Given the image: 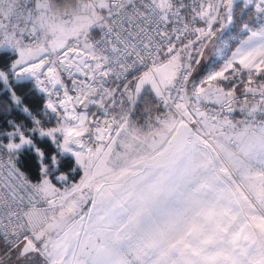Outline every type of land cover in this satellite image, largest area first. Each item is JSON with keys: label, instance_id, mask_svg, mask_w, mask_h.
Here are the masks:
<instances>
[{"label": "snow or ice", "instance_id": "6c2138e0", "mask_svg": "<svg viewBox=\"0 0 264 264\" xmlns=\"http://www.w3.org/2000/svg\"><path fill=\"white\" fill-rule=\"evenodd\" d=\"M0 264H264V0H0Z\"/></svg>", "mask_w": 264, "mask_h": 264}, {"label": "rangeland", "instance_id": "374dc122", "mask_svg": "<svg viewBox=\"0 0 264 264\" xmlns=\"http://www.w3.org/2000/svg\"><path fill=\"white\" fill-rule=\"evenodd\" d=\"M56 2L58 4H63L66 2V0H56ZM68 2H71V0H68ZM217 36H220V34L218 33ZM222 39L227 40V34H224ZM220 46V40L217 39L216 37H213V40L211 42H208V46L206 49H204L203 51V55L202 56H196V59H199L201 61V63L198 66H194L197 68V71L195 72V76L194 79L198 82L199 79H201L204 75H206V71L208 70L209 66L211 65H215L217 68L220 65V61L218 60L217 57V52L216 49L217 47ZM229 47L232 51L235 50V41H229ZM228 55H231V51L228 52ZM62 79L65 81L66 86L68 88L71 87V81L70 79L67 77V75H63ZM32 83L33 87H34V82L33 81H29ZM53 91H56V89H53ZM44 96V100L46 102L47 100V96L46 94H42ZM69 95H75V93L73 92H69ZM63 96V90H60V97L62 98ZM52 99H57L55 96L52 97ZM154 100H155V96L154 94L151 92L150 86H145V89L142 91L141 96L137 98V103L133 106L134 107V111L132 114V118L136 121H138V123L143 124L144 123V118H143V110L145 108L146 105H151V106H155L154 105ZM44 102V103H45ZM209 107H213L212 105H209ZM60 111L62 112L63 110L60 109ZM76 111L78 113H85L88 116L91 113V108L90 105L88 106L87 109H85L83 106H78ZM109 111H113L112 109H110ZM142 115V116H141ZM238 116V114H237ZM45 124H48V127H45V129L47 130L48 128H52V127H57L58 126V119L54 114L49 113V115L46 117L45 119ZM146 130V129H145ZM11 131V130H10ZM38 135V133H37ZM57 136L59 137V134H57ZM85 140L88 139V135L85 134L84 137ZM62 140V137H61ZM5 142H7L5 140ZM18 142V141H17ZM75 147V146H73ZM83 175L82 171L79 173V177L76 181H68V186H71L72 183H78L80 176ZM53 183H56V178L55 176L51 177ZM56 186L59 187L61 189V191H63L64 186L60 185L58 183H56ZM91 207V203H85L83 205V207L81 208V212H87L88 209Z\"/></svg>", "mask_w": 264, "mask_h": 264}, {"label": "trees", "instance_id": "16d2710c", "mask_svg": "<svg viewBox=\"0 0 264 264\" xmlns=\"http://www.w3.org/2000/svg\"><path fill=\"white\" fill-rule=\"evenodd\" d=\"M18 88L22 92L28 93L27 96L25 97V103L26 104L32 105L34 108H42L43 107L44 102H45L44 96L42 94H39V93L35 92V91H31V90L34 89V87H33L31 82L26 81L22 85H18ZM36 114L38 115V117H40V113H36ZM9 118H14L18 122L22 121V120H25V117L21 113L16 111L15 109H13V111H12V113H11ZM40 118L43 120V123H44L45 127H48L49 125L45 124L46 117H40ZM25 122H27V121L25 120ZM8 130L10 131L12 129H8ZM31 135H32V138L34 139V141L37 142L47 152H50V153L56 152L55 145H53L51 143L49 138L41 139L39 137V135H37V133H33ZM29 159H30V157L26 155L25 156V160L27 161ZM27 170L29 171V173L31 175V178L33 180H36L37 174H36V172L34 170V167H28ZM65 170L66 169L62 168L61 172L65 171ZM78 177H79V174L75 175L72 179H70V181H76L78 179Z\"/></svg>", "mask_w": 264, "mask_h": 264}, {"label": "built area", "instance_id": "2783aa9c", "mask_svg": "<svg viewBox=\"0 0 264 264\" xmlns=\"http://www.w3.org/2000/svg\"><path fill=\"white\" fill-rule=\"evenodd\" d=\"M27 42V41H26ZM195 55V54H194ZM174 94V93H173ZM157 103V100H156V98H155V100H154V105ZM90 108H91V113H90V115H89V118H92V116H91V114L92 113H96V117H95V119H98V120H103L104 119V116H103V112L100 110V109H98L95 105H90ZM112 114V112L110 111V115ZM238 118H239V116H237ZM90 127H91V125H90ZM42 206H44V207H46V205H42Z\"/></svg>", "mask_w": 264, "mask_h": 264}, {"label": "crops", "instance_id": "0c3cea01", "mask_svg": "<svg viewBox=\"0 0 264 264\" xmlns=\"http://www.w3.org/2000/svg\"><path fill=\"white\" fill-rule=\"evenodd\" d=\"M142 116V115H141Z\"/></svg>", "mask_w": 264, "mask_h": 264}]
</instances>
